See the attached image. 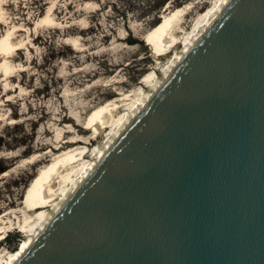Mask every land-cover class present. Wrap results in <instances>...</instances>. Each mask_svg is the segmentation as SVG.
<instances>
[{
    "label": "water",
    "instance_id": "water-1",
    "mask_svg": "<svg viewBox=\"0 0 264 264\" xmlns=\"http://www.w3.org/2000/svg\"><path fill=\"white\" fill-rule=\"evenodd\" d=\"M7 264H264V0H221Z\"/></svg>",
    "mask_w": 264,
    "mask_h": 264
},
{
    "label": "rangeland",
    "instance_id": "rangeland-1",
    "mask_svg": "<svg viewBox=\"0 0 264 264\" xmlns=\"http://www.w3.org/2000/svg\"><path fill=\"white\" fill-rule=\"evenodd\" d=\"M158 2L0 0V35L10 29L21 46L10 57L13 71L7 81L0 70V216L5 225L0 258L21 245L22 200L39 169L83 142L88 149L101 144L112 121L98 134L91 128L83 132L89 113L117 101L116 119L123 103L135 98L142 77L173 55L174 48L154 52L147 33L164 14L180 8L174 25L180 36L212 3L168 0L158 8ZM47 11L54 23L41 22ZM77 138L82 144L70 146ZM59 181L54 178L55 188Z\"/></svg>",
    "mask_w": 264,
    "mask_h": 264
},
{
    "label": "bare ground",
    "instance_id": "bare-ground-1",
    "mask_svg": "<svg viewBox=\"0 0 264 264\" xmlns=\"http://www.w3.org/2000/svg\"><path fill=\"white\" fill-rule=\"evenodd\" d=\"M211 1V5L199 15V17L192 24L191 29L185 32L183 31L182 35H177V32L174 30L175 22L182 14V9L180 8L173 9L167 14H164L161 17L162 19L147 33L145 40L147 44L151 46L154 52L164 51L163 53H165V50L168 51V49L174 48V53L164 65L162 64V67L151 70L142 77L138 91L135 94V98H133L128 103H123V112L120 113L116 119L113 118V113L114 110L119 107L117 101H107L106 103L98 105L89 113V116L86 120L87 126L84 129H80L83 132H86L87 129L91 128L98 134L100 132V128L103 129L105 123L108 120L112 121L110 122L111 125H109L111 126L109 133L106 139L103 142L101 141V144H98L92 149H88L86 146L87 142H83V146L74 147L71 150L63 152L62 154L55 157L49 164L39 169L37 174L26 187L24 199L22 200L24 211L20 209L23 211V219L20 225L22 227L21 231H23L24 234L21 245L23 241L27 239L34 231L35 227L40 225L41 222L47 217L50 209L58 200H60L69 186L74 183L75 179L78 178L80 174L88 167V165L91 163L92 157L98 152L100 146L106 145L110 136L117 131L121 123L127 117V114L137 108L142 99V95L149 90V85L156 82L159 73L164 72L168 65L177 56L180 46L182 44H187L190 36L195 33L198 25L205 21L208 15L220 3L221 0ZM47 10H49V8ZM49 11H47L41 18L42 23H54V20L48 13ZM9 30H6L5 33L0 35V70L4 76L2 81H7L10 78V72L13 69V64L11 65L12 59L10 57L14 52H17L18 49L20 50L21 47L19 46V42L17 41L16 37L13 35V32ZM100 125L103 127H99ZM80 143L82 144V141L78 138L69 140L70 146L78 145ZM76 161H79L76 163L77 165L72 164ZM68 164H70L69 168L67 167ZM55 177L60 178L58 187L56 188L53 185V180ZM3 216H0V238L5 227L3 223ZM17 250L18 249L14 250L13 252H8L6 253L5 257H1L0 264H7Z\"/></svg>",
    "mask_w": 264,
    "mask_h": 264
},
{
    "label": "trees",
    "instance_id": "trees-1",
    "mask_svg": "<svg viewBox=\"0 0 264 264\" xmlns=\"http://www.w3.org/2000/svg\"><path fill=\"white\" fill-rule=\"evenodd\" d=\"M167 1L168 0H159V2H158V8H161Z\"/></svg>",
    "mask_w": 264,
    "mask_h": 264
}]
</instances>
